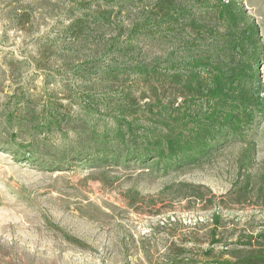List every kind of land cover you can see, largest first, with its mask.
Masks as SVG:
<instances>
[{
    "label": "rangeland",
    "instance_id": "rangeland-1",
    "mask_svg": "<svg viewBox=\"0 0 264 264\" xmlns=\"http://www.w3.org/2000/svg\"><path fill=\"white\" fill-rule=\"evenodd\" d=\"M192 1L0 0V112L22 90L37 111L51 98L75 116V95L110 66L126 71L111 86L96 83L94 94L148 92L132 69L155 60L164 66L171 52L197 44L190 19L206 8ZM237 1L260 25L264 43V0ZM175 4L188 8L173 35L165 15ZM259 73L264 83V52ZM256 126L248 166L236 142L207 162L167 174L137 163L97 166L93 159L54 168L0 145V264H203L209 247L211 256L231 249L227 241L264 224V198L252 187L251 195H238L248 177L264 180V118ZM71 127L40 138L56 151L75 137ZM215 212L224 242L212 246Z\"/></svg>",
    "mask_w": 264,
    "mask_h": 264
},
{
    "label": "trees",
    "instance_id": "trees-1",
    "mask_svg": "<svg viewBox=\"0 0 264 264\" xmlns=\"http://www.w3.org/2000/svg\"><path fill=\"white\" fill-rule=\"evenodd\" d=\"M192 2V6L205 7L204 14H209L207 22L203 14L190 19L188 32H196L193 43L197 44L188 41L182 54L171 52L164 66L155 60L137 63L132 69L147 84L148 92L138 97L134 91L102 96L93 93L96 83L104 87L107 81L111 86L120 72L126 71L122 66L104 69L96 74V81L88 79L91 81L85 83V90L75 95L79 96L75 116L54 105L51 98L37 111L25 91H14L0 112V145L13 150L18 159L49 163L54 168L93 159L97 166L137 163L167 174L207 162L239 142L243 146L241 163L248 166L256 152L253 129L264 118L260 25L237 0ZM174 7L165 15L173 35L180 34L175 26L188 8L180 4ZM212 19L215 22L210 25ZM208 40L212 41L211 48L204 47ZM145 97L150 99L140 104ZM141 112L144 120L138 118ZM68 125L75 137L65 147L54 151L50 141L40 138ZM251 187L256 196L264 198V180L257 183L249 177L238 195H251ZM200 197L204 195L200 193ZM222 228V216L215 212L212 246L224 242ZM228 245L233 247L222 249L218 256H211L214 247H209L203 264H264V224L240 233L236 241H227Z\"/></svg>",
    "mask_w": 264,
    "mask_h": 264
}]
</instances>
